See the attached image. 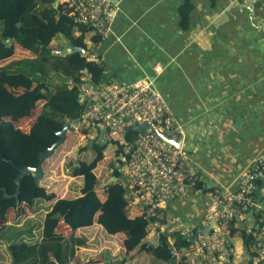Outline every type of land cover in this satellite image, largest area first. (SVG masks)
Wrapping results in <instances>:
<instances>
[{
    "label": "crops",
    "instance_id": "obj_1",
    "mask_svg": "<svg viewBox=\"0 0 264 264\" xmlns=\"http://www.w3.org/2000/svg\"><path fill=\"white\" fill-rule=\"evenodd\" d=\"M113 1L118 10L111 33L94 43L97 36L89 32L86 43L93 58L105 66L106 81L133 85L150 80L164 96L177 125L174 139L184 148L189 146L186 149L202 183L201 190L174 200L169 214L198 230L208 208L203 193L236 187L250 164L264 155V0ZM55 45L61 50L65 42L56 38ZM54 158L44 163L41 185L48 194L77 197L81 178L70 177L65 185L59 184L63 168ZM112 181L113 177L107 182ZM51 203L40 200L35 212L19 205L20 217L16 220L12 210L6 224L24 233L23 240L37 241L43 228L32 227ZM129 211L131 217L139 215L137 206ZM174 227L169 224V229ZM56 232L64 241L72 229L60 220ZM76 234L85 244L76 250L74 263L164 264L145 252L126 253L125 237L108 235L97 224ZM153 239L148 237L150 242ZM239 243L234 264H247L245 248ZM8 244L6 240L0 245L7 255Z\"/></svg>",
    "mask_w": 264,
    "mask_h": 264
},
{
    "label": "trees",
    "instance_id": "obj_2",
    "mask_svg": "<svg viewBox=\"0 0 264 264\" xmlns=\"http://www.w3.org/2000/svg\"><path fill=\"white\" fill-rule=\"evenodd\" d=\"M56 1L0 0V245L5 242L7 234L11 264H77L74 263L76 250L85 244V239L77 236L76 231L97 224L108 235L124 236L126 253L145 252L164 264H188L185 253L192 244L190 238L179 232H152L153 220L140 212L131 217L129 209L136 207V201L128 194L111 158H108L110 171L106 174L109 179L116 177V180L101 189L108 178L106 176L102 182L95 170L104 160L107 144L93 140L86 147H80L79 152L86 153L90 146L93 159L76 161L70 166V176L61 172L59 184L65 185L70 177L81 178L77 197L48 194L45 186L36 184L32 174L22 179L17 197H4L5 192L10 196L15 193V179L22 168L37 167L40 152L57 142L63 125L69 120L75 123L80 119L79 85L84 72L91 75L95 84L106 78L105 66L89 59L92 53H89L86 35L91 30L74 23L69 14L71 7L65 2L55 8ZM60 35L83 47L86 56L54 54L52 42L60 39ZM99 40V37L93 38L94 43ZM52 73L60 78L58 83H51ZM28 118L32 123L26 129L15 126ZM71 134L68 132L67 137ZM136 134L135 129L127 127L125 133L117 137L119 141L121 137L132 141ZM197 188H202L201 181ZM40 200L52 201L43 219L32 227L43 228L42 237L37 241H25L21 237L24 233L15 232V228L6 222L12 210L16 220L20 217L19 205L30 206L35 212ZM60 220L72 229L64 241L56 232ZM229 227L232 235V223ZM193 233L196 235L197 230L193 229ZM150 236H158L156 246L148 240ZM173 252L180 254L181 258L173 256ZM89 264L103 263L92 261Z\"/></svg>",
    "mask_w": 264,
    "mask_h": 264
},
{
    "label": "built area",
    "instance_id": "obj_3",
    "mask_svg": "<svg viewBox=\"0 0 264 264\" xmlns=\"http://www.w3.org/2000/svg\"><path fill=\"white\" fill-rule=\"evenodd\" d=\"M65 3L71 7L69 14L74 23L88 27L101 40L109 36L117 2L66 0ZM89 59L100 63L92 55ZM81 80L82 112L80 119L73 122L74 133L85 132L80 135V147L93 140L112 147L110 158L114 167L140 214L153 220L152 232L174 231L192 240L196 236L193 229L184 226L179 217H171L169 206L177 198L201 190L197 188L200 177L191 152L182 144L175 148L165 143L151 127L174 139L177 125L164 96L150 80L133 85L113 80L95 84L87 72ZM68 84L71 86V81ZM127 127L136 130L135 138L125 141L121 137L119 141L118 134L123 135ZM203 194L208 208L201 228L212 222L215 226L191 242L185 253L186 262L234 264L235 239H239L247 254V264H264V155L250 164L236 187L214 188ZM169 224L175 227L169 229Z\"/></svg>",
    "mask_w": 264,
    "mask_h": 264
},
{
    "label": "water",
    "instance_id": "obj_4",
    "mask_svg": "<svg viewBox=\"0 0 264 264\" xmlns=\"http://www.w3.org/2000/svg\"><path fill=\"white\" fill-rule=\"evenodd\" d=\"M59 6V2L56 1L55 2V8H57ZM60 37L64 40L65 45L61 50H54L53 53L54 54H58L60 56H67L73 53H79L81 56H86L87 52L83 47H78L76 46L74 43H72L67 37H65L64 35H60ZM7 42L9 43L10 40L8 39ZM152 129L154 130V133L165 143L170 144L171 146L175 147V148H179L181 145V141L180 140H174L172 138H167L166 136H164L162 133H160L155 126L151 125ZM68 132H75V127L73 126V122L71 120H69L66 124L63 125V128L61 129V131L58 132V136L59 139L57 140V142H55L52 146H50L49 148H47L45 151L40 152L39 154V162L37 167H29L26 166L24 168H22L17 176V178L15 179V183H16V191L15 193L10 196L8 195L6 192L4 193V197L5 198H10V197H17L20 193V189H21V185H22V179L29 175L32 174L34 177V180L36 182V184L38 186H41V182L44 179V170H43V166L45 161L52 157L55 152L57 151V149L62 146L65 142H66V138H67V134ZM116 180V177H113V181ZM215 223L212 222L210 223L208 226H204L203 228H199L197 230L196 236L191 240V242H194V240L196 239V237L198 235H203V234H207L209 232H211L212 228H214ZM154 246H156L158 244V236H154L153 241L151 242ZM176 252H173V256H176Z\"/></svg>",
    "mask_w": 264,
    "mask_h": 264
},
{
    "label": "rangeland",
    "instance_id": "obj_5",
    "mask_svg": "<svg viewBox=\"0 0 264 264\" xmlns=\"http://www.w3.org/2000/svg\"><path fill=\"white\" fill-rule=\"evenodd\" d=\"M54 49L55 50L57 49L56 45L54 46ZM90 52L91 51L89 50V53ZM50 81L52 84L58 83L60 81V78L57 75H55L54 73H52V74H50ZM31 123H32V119L28 118V119H24V120L20 121L18 124H15V126H17V127L19 126V127H21L22 130H24ZM68 136L69 137H67L66 142L62 146H60L58 148L59 150H57L55 155H53V157H55L54 160L57 158L58 163L62 166L63 171H64L66 176L71 175L72 168L70 166L72 164H74L76 161L84 160V161L89 162L94 157V152L90 148V146L88 147L86 153H80L79 152L80 142L82 139L77 133L73 132V134H71V136L70 135H68ZM186 146H187L186 148H189V146L187 144H186ZM104 156H105L104 160L99 163L97 169L95 170L97 175L101 176L102 182H103V180H105L106 176L108 178V175L106 174V172L110 171V169H108L109 168V159L108 158H110V156H112V147H110V146L107 147V149L104 152ZM109 176H110V174H109ZM107 181H109V178H108V180L106 179V181H105L106 184L104 183L106 185V187L109 184V182H107ZM100 183H101V181H100ZM106 187H103V188H106ZM172 232H174V231H172ZM6 236H7V234H6ZM6 236L4 237V241H6L8 239V237H6ZM235 245L237 247V251L238 252L241 251L239 240L235 239ZM8 255H7L6 249L0 250V264H8L7 263L8 262L7 256ZM235 258H237V255Z\"/></svg>",
    "mask_w": 264,
    "mask_h": 264
}]
</instances>
